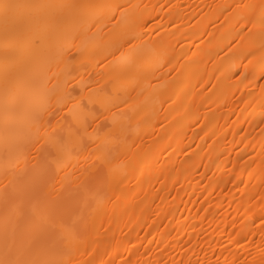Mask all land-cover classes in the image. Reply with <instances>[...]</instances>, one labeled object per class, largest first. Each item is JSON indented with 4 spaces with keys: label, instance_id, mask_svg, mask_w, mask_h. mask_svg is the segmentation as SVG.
Wrapping results in <instances>:
<instances>
[{
    "label": "bare ground",
    "instance_id": "1",
    "mask_svg": "<svg viewBox=\"0 0 264 264\" xmlns=\"http://www.w3.org/2000/svg\"><path fill=\"white\" fill-rule=\"evenodd\" d=\"M7 2L0 264H264V0Z\"/></svg>",
    "mask_w": 264,
    "mask_h": 264
},
{
    "label": "snow or ice",
    "instance_id": "2",
    "mask_svg": "<svg viewBox=\"0 0 264 264\" xmlns=\"http://www.w3.org/2000/svg\"><path fill=\"white\" fill-rule=\"evenodd\" d=\"M45 7L42 5L10 3L7 0H0V16H2L5 26L10 22L19 21L23 18L25 10ZM264 223V221H262Z\"/></svg>",
    "mask_w": 264,
    "mask_h": 264
},
{
    "label": "rangeland",
    "instance_id": "3",
    "mask_svg": "<svg viewBox=\"0 0 264 264\" xmlns=\"http://www.w3.org/2000/svg\"><path fill=\"white\" fill-rule=\"evenodd\" d=\"M92 76V75H91Z\"/></svg>",
    "mask_w": 264,
    "mask_h": 264
}]
</instances>
